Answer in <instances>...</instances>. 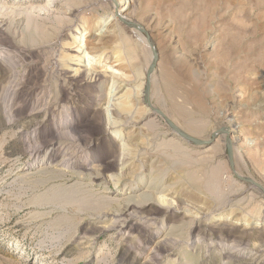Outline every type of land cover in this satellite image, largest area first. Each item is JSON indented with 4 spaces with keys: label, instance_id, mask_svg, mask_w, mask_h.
Segmentation results:
<instances>
[{
    "label": "rangeland",
    "instance_id": "374dc122",
    "mask_svg": "<svg viewBox=\"0 0 264 264\" xmlns=\"http://www.w3.org/2000/svg\"><path fill=\"white\" fill-rule=\"evenodd\" d=\"M116 1L0 0V264H264V0Z\"/></svg>",
    "mask_w": 264,
    "mask_h": 264
},
{
    "label": "bare ground",
    "instance_id": "6f19581e",
    "mask_svg": "<svg viewBox=\"0 0 264 264\" xmlns=\"http://www.w3.org/2000/svg\"><path fill=\"white\" fill-rule=\"evenodd\" d=\"M54 1V0H53ZM115 2V1H114ZM121 2H122V0H118V2L116 1V8H117V5L119 6V5H121ZM18 3V5L19 4H22V1H18L17 2ZM55 3V2H54ZM50 4V3H49ZM2 5H0V7H1ZM124 7V6H123ZM2 8H5L4 6H2ZM7 8L8 7H6V9H1V11L2 10H4L3 12H5V10L7 11ZM12 7H9V10H10V13L12 12ZM14 8V7H13ZM26 8L27 7H24V6H22V5H19L18 7H16V8H14L13 10L14 11H20V10H24L25 9V11L27 12V10H26ZM30 8V7H29ZM126 8V7H125ZM124 8V9H125ZM123 9V8H122ZM122 9L121 10H115L116 11V13H115V15H116V17H121L120 16V14H119V12L121 13V11H122ZM13 11V12H14ZM25 11H22V12H24V13H26ZM9 12V11H8ZM8 12H6V13H8ZM21 13V12H20ZM20 13H18V14H20ZM0 14H2V13H0ZM15 14H16V12H15ZM71 14V13H70ZM3 15V14H2ZM1 15V16H2ZM115 16H114V19H117ZM2 23V22H1ZM2 25V24H1ZM1 28V27H0ZM5 30V29H4ZM5 33H6V31H5ZM149 41V40H148ZM88 46H89V44L87 45V43H86V47H85V45L84 44H81V41H79L78 43H77V45H76V47H75V51L77 52V54L75 55V56H71V57H68V59H66V61H67V63L68 64H73V62H74V64H77L78 66H80L81 64H83V63H86V61H88V64H87V67L88 66H91V68L87 71V69H86V71L84 72V73H86V78H87V80L88 81H96L97 80V78L98 79H103V80H108V79H111L112 81V84H111V87L109 88V91L106 93V95H104V98L102 97V99H101V101L103 102V104H102V107L104 108V110L106 111V114H108V118L111 116V115H109L111 112H117V113H121V112H124V113H126L127 115L129 114L130 116L129 117H131L132 118V121H133V119H137V120H139V119H141V118H143V117H147V118H149V116H152V115H156V113L155 112H153V109L151 108V107H149V106H145V108H144V110H142V109H134V111H132V110H126V108H128V107H130V105H129V103L134 99V98H136L135 97V89H133L132 87H129L130 86V83H128L127 81H125V83H124V85H123V87H122V85H119V81L122 79V77H123V75L119 72V68L117 69V68H115V66L116 65H113V64H111L110 66H106V67H104V69L102 68V69H96V68H93L92 67V64L93 63H95L96 62V59L98 58L99 59V55H96V54H93V52L91 51L92 49L90 48V51H89V49H88ZM73 50H74V48H73ZM65 63V62H64ZM115 63H117V62H115ZM63 65V64H62ZM118 65V64H117ZM120 65V64H119ZM82 66H86L85 64L84 65H82ZM81 66V67H82ZM66 67V66H65ZM70 67H66V68H62V69H57V72L58 73H61V74H64L65 72H64V70H70L69 69ZM89 68V67H88ZM74 71V70H73ZM81 73H82V71L80 70V68H77L76 69V73H75V75H74V78H76L77 76H81ZM85 76V75H84ZM73 78V79H74ZM78 78V77H77ZM66 79V78H65ZM68 79V78H67ZM130 80V79H129ZM134 80H135V78H134ZM122 82V81H121ZM131 82V81H130ZM137 82V81H136ZM135 82V83H136ZM132 83V82H131ZM134 83V84H135ZM126 86H128L129 88H127V90L125 91V92H123V93H121V91L126 87ZM122 87V88H121ZM135 100V99H134ZM32 114V113H31ZM29 115V114H28ZM107 116V115H106ZM107 118V119H108ZM111 118V117H110ZM124 120V119H123ZM128 120H130L129 118H128ZM127 120V121H128ZM109 122H108V128H113V125H114V123H115V121L113 122V121H111V120H108ZM125 121V120H124ZM129 123V122H128ZM135 123V122H134ZM151 122L149 121V123H148V125L150 124ZM153 123H151L150 124V126L152 125ZM106 125V126H107ZM153 126V125H152ZM156 126V125H155ZM154 126V127H155ZM67 140V139H66ZM64 142V141H63ZM148 145V144H147ZM67 146V145H66ZM123 146V145H122ZM124 147V146H123ZM52 149H55L54 147L52 148ZM65 150H66V148H65ZM68 150V149H67ZM77 150V149H76ZM63 151H64V149H63ZM73 154V153H72ZM76 154V153H75ZM125 155V154H124ZM123 154H121V156H120V162H122V160H124L125 159V156H124ZM72 156V155H71ZM75 156V155H74ZM73 157V156H72ZM71 157V158H72ZM154 157V156H153ZM73 164L71 165H69V166H66L65 168H66V170L68 169V171H65L66 173L68 172V173H72L73 171L72 170H74L73 169ZM72 169V170H71ZM59 172H61V173H64V170H62V171H59ZM77 172V171H76ZM61 173H59V175L61 174ZM65 174V173H64ZM64 174H61V175H64ZM74 174V173H73ZM16 177L18 176V175H20L19 174V172H17L16 174ZM15 175H13V176H15ZM66 175V174H65ZM77 175V174H76ZM69 176V175H68ZM71 176V175H70ZM75 176V175H74ZM12 177V176H11ZM62 177H64V176H62ZM66 179V178H65ZM68 179V178H67ZM71 179V178H70ZM3 181V180H2ZM261 190V189H260ZM106 214V213H105ZM106 216V215H105ZM100 217V216H99ZM253 228V227H252Z\"/></svg>",
    "mask_w": 264,
    "mask_h": 264
},
{
    "label": "water",
    "instance_id": "95a60500",
    "mask_svg": "<svg viewBox=\"0 0 264 264\" xmlns=\"http://www.w3.org/2000/svg\"><path fill=\"white\" fill-rule=\"evenodd\" d=\"M124 20V22L128 25H130V27H134V28H137L139 30H141L142 32H145L144 29L138 27V26H135L131 23H128L127 21H125V19H122V21ZM149 40V38H148ZM149 44L151 46V49H152V52H153V61L149 67V70H148V73H147V80H146V90H145V96H146V100H147V105H151L150 104V96H149V90H150V83H151V74L152 72L154 71V68L156 66V62H157V52H156V49L155 47L153 46V44L151 43V41L149 40ZM155 112L161 114L164 119L166 120V122L169 124V126L172 128V130L180 137H182L184 140H186L187 142L189 143H192L194 145H197V146H204V145H208L210 144L211 142L209 141H201V140H198L192 136H190L189 134L185 133L183 130H181L178 126H176L171 120H169V118H167V116H165L162 112H160L159 110L157 109H154ZM227 133V138H226V143H227V150H228V158H229V162L231 164V166L233 167L234 166V154H233V145H232V142H231V139H230V134H229V131H226ZM247 181L251 182V180L247 179ZM252 183V182H251ZM261 187V186H259Z\"/></svg>",
    "mask_w": 264,
    "mask_h": 264
}]
</instances>
